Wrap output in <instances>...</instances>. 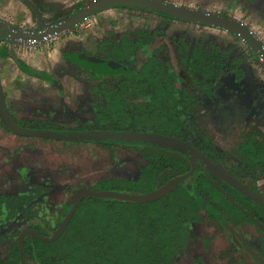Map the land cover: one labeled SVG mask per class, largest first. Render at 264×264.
<instances>
[{"label": "trees", "instance_id": "1", "mask_svg": "<svg viewBox=\"0 0 264 264\" xmlns=\"http://www.w3.org/2000/svg\"><path fill=\"white\" fill-rule=\"evenodd\" d=\"M154 14L161 19L169 18L168 14L160 11ZM205 33L202 31L198 44H191L189 34L175 39L173 55L176 66L159 56L160 48H150L153 33L149 30H138L134 39L122 37L120 41H107L111 46V57L132 70V74L122 75L118 83L128 85L131 90L139 86V96H132L134 98L127 101L117 96L121 90L108 93L109 103L98 105L97 117L87 128L147 130L176 135L185 140L195 133L193 140L189 141L211 160H218V155L213 152L214 143L208 126L202 127L201 132L200 129L191 130L190 123L181 118V100L186 98L195 104L203 95L207 100L213 99L218 88H225L220 78L226 72H233L235 80L242 81L245 75L242 66L248 53L258 60L263 71L264 65L245 44L243 51L236 54L234 47L222 48L224 39L210 41L205 38ZM139 52L144 60L136 66L134 63ZM134 99L138 100L135 102ZM235 107L233 113H229L233 121L230 127L237 129L239 136L224 155L229 156L236 168L233 174L240 183L264 198V184L256 185L258 180H264V133L255 124L247 123L248 110L244 105L236 103ZM209 116L207 114V118ZM125 147L133 149L142 158L137 174L131 178L101 179L92 186L93 189L144 195L186 174L191 167L187 158L173 151L141 145ZM193 172L152 201L87 196L77 206L58 238L47 242L35 236L24 239L25 264H198V258L182 263L181 257L197 239L193 231L201 220L203 209L215 218L222 211L232 215L230 207L234 204L225 198L222 189L232 193L235 200L242 198L244 207L250 203L264 211L230 186H222L225 183L220 181L221 187H217L213 183L216 179L213 174H205L198 166ZM236 210L245 216L238 208ZM235 220L236 223L241 222L238 217ZM0 264H21L17 242L12 243Z\"/></svg>", "mask_w": 264, "mask_h": 264}, {"label": "flooded vegetation", "instance_id": "2", "mask_svg": "<svg viewBox=\"0 0 264 264\" xmlns=\"http://www.w3.org/2000/svg\"><path fill=\"white\" fill-rule=\"evenodd\" d=\"M17 1H18L19 6L21 5L22 8L28 12V14L26 13L28 16L29 15L33 16V19L31 21H25V23H23L22 19L24 18L23 16L25 14H23V15L21 14V17L20 18L18 17L15 20H12V19L7 20V19H4L3 17H0L1 19L8 21L10 24L14 25L15 27H21L22 25H28L30 22L33 23V21L36 24V23L40 22V18L43 21H45V18H47L43 8L40 9L37 5L38 3L36 2L37 3L36 4L34 2V0H17ZM90 1H96V0H90ZM90 1L83 3L82 5L78 6L74 10H72L70 8V6L68 5L66 7V10L61 13L60 18H55V20H53V21L49 20V21H45V22L46 23H52L53 25L61 23L65 20V17L70 12H73V11L76 12L77 9L84 7L85 4L89 3ZM161 1H166V2L171 3V4H175V5H179V6H183V7H188L186 5L177 4V3H174V2L169 1V0H161ZM59 2H60L59 0H50V1H46V3L43 2V4L46 6H51L50 3H52L53 6H51V8L52 9L54 8L53 9L54 12H52V16H56V15H59V14H57V11L55 10V8H58L56 5ZM236 4H239V0H227L225 5H226V7H228L227 10L231 9L232 11H234L235 8L237 7ZM244 4H245L246 9L248 11L253 12V13L258 12L263 16V19H264V0H244ZM117 7L118 8H124V9H138L141 11L152 13L153 15H155L154 12H157V11H151V10H148V9L142 8V7H135V6H128L127 5V6H114V7H110L107 9H101V10L96 11L95 13L91 14L89 17H92L93 15L98 14L102 11L109 10L112 8H117ZM188 8H194V7H188ZM194 9L202 10V11H208V10H203V9L196 8V7ZM21 10H20V13L23 12ZM212 12H215V11H212ZM217 13H219L221 16L235 17V15H233L229 12H226V13L217 12ZM38 15H40V18ZM168 16L173 21H179V22H183V23L197 25L199 28L200 27L204 28V29L205 28H213L210 26H206L204 24H203L204 27H202L199 23L187 21L184 19L174 18L170 15H168ZM89 17H87V18H89ZM239 20L242 21L247 27H249L252 30V28L250 27L251 25H249L248 22H245L242 19H239ZM77 26H78V24L73 29L68 30V31H70V32L74 31ZM141 29L142 30H149V29H143V28L134 29L133 26H129V27H126L122 32L116 31L117 32L116 34H114L115 32H112V35H108V36H107V34L106 35H100V36H92L90 33L89 36L87 35V37L82 38L81 48H79V49L73 48L72 51L66 52V55H63V59H62L63 66H61V60H60V62L56 63L53 68L52 67L48 68L47 66H50V63H48L49 62V60H48L47 65L44 62L45 63L44 68H41V69L39 68L38 70L36 68H31L34 57L39 58L41 61V58L44 60L46 58V55L48 56V53L51 52V50H45L44 46H42L43 49H42V51H40V54H45V53L46 54L42 57H41V55L36 56V55H31V54L27 55L26 57L23 56V57H25V59L27 61L26 63L24 62L25 64L20 63L19 61H21V60H20V58H18L19 60H17V62H18V69H19L20 74L17 77H15L13 81H10L8 83V85L6 86V90H8V88L10 87L8 92L4 91V88L0 82V86L2 88V92H3V96H4V107L7 111V113H9L11 115L13 120L19 126H21L23 128L31 129V130H40L41 129V130L73 131V132H81V131H139V132H150V133H157V134H164V135L173 136V137L178 138L184 142H187L191 146L198 149L200 152H202L204 154V156L212 164H214L216 167L221 168V170L224 174H226L230 178L234 179L236 182L240 183V181L233 174V172H235L236 168L233 167V163L230 161L229 156L224 155V154H225L226 150H228L231 146H234V140H235V139H230V137L228 136V133L226 132V131H230V129L232 130L230 125L232 124L233 121H232V117L231 118L229 117V113H231V112L233 113V109L236 106V103H238L239 105H244L245 108L247 105L246 103L242 102L243 97H241V99H238L237 101H234V100L231 101V100H229V96L231 93L234 92V93H238V96L240 97L241 93L245 92L243 89L240 91L232 90L229 86L224 84L225 88H223V87L218 88L216 90L217 94H215V97L213 99L207 100L206 96L203 95L202 96L203 98L201 99V101H199L195 104H191L190 101L186 98H182V100H181V103H182L181 104L182 105V107H181V118L186 119L187 123L188 122L190 123L191 130L193 128L196 131H198V129H200L199 132H201L202 127L206 128L208 126L209 132L211 134L210 137H212L213 143H214L213 145H214L215 151H213V152L216 155H218V157H219V159L216 161L211 160V158H209V156L206 153H204L199 147H197L196 145H194L193 143H191L189 141V140H193L195 133L191 135L190 139L185 140V139H183L179 136H176V135L162 133V132H152V131H147V130L143 131V130H138V129L128 130V129H120V128L119 129H103V128H101V129H89V128H87V126L90 124V122H94L95 118L97 117L96 116V108L98 107V105H100V104L105 105V104L109 103L107 101V94L108 93L113 92V91H117V90H121V94H118L117 96H119V97L122 96L127 101L134 98L132 96H137V97L139 96L138 95V91L140 89L139 86L135 87L133 90H131L128 85L125 86L123 84L118 83L121 80L122 75L123 76L127 75V74L130 75V74H132V70L128 66H126L125 64H123L119 61H116L115 58L111 57V54H110V52H111L110 47L111 46H110V43H107V41L108 42L111 40L120 41L122 39V37H124L128 40L134 39L136 37V32L138 30H141ZM213 29H215V28H213ZM218 30H220V29H218ZM68 31H66V33H64V36L69 35L67 33ZM202 31L203 30H201V32L198 34L199 36L196 40H194L192 35L189 34L191 36V40H190L191 44H198L200 42L201 36H202ZM150 32L153 33V39L150 43V48L151 49L160 48L159 52H158L159 56H161L164 60L169 59L170 62L173 63L174 66H176L175 57L173 55L174 54L173 53V45L175 43L176 38H178L179 36H182V35H186V33L175 32L172 34L168 43H160V42L157 43V40H158L157 35L160 33V31L152 30ZM225 32H227V31H225ZM228 33H230V32H228ZM255 35H257V34L255 33ZM235 36H237V35H235ZM257 37L260 39V41L262 42V44L264 46V41L262 40V38H260L258 35H257ZM218 38L222 39L221 37H218ZM3 42H5V41H3ZM9 43L16 44L14 42H9ZM236 54H238V53H236ZM32 56H34V57H32ZM142 60H144L143 55L140 54V52H139L134 65L139 66V63ZM67 63L70 64L69 67L66 66ZM65 66L67 69L66 72L72 73L73 74V75L71 74L72 78L77 81L76 83L81 84L80 86H84L85 90L83 91L82 94H80V93H78L79 91L76 90V88L73 89L72 92L74 94H72V98L74 100L71 102L72 103L71 107L66 106V107L62 108L63 109V115L65 114L64 118L62 119L63 121L58 120L57 122H51V118H53L54 116L60 115L59 111L56 112L53 110V111H51L53 117L51 115H45L47 117L46 121L51 122V124H54L53 126H47L44 124V127H36V126H29L27 123H24L25 121L20 122L21 120L19 121V119H22V121H23L26 119H32V118L36 117V115L38 114L39 111H38V107L36 106V102H34L35 96L37 94L41 95L40 91L43 90L47 86V84L58 85V87L60 88V90H59L60 96L62 93H68L67 92L68 89L67 90L64 89L62 87V85L60 84V82H59L60 80L58 79V77L55 76V73L57 72L58 68H61L60 71H63V68H65ZM70 69H73L74 72H71ZM227 73H230V72H226L224 74H227ZM37 77L41 78V80H42V84L40 87L35 86V84H34L33 78L36 79ZM92 81H94V82L92 84H89ZM128 88L130 90L129 92H128ZM53 91L57 92L58 90H56V87H55V88H53ZM9 92H11V93L16 92L17 93V95L11 100V104H9V102L7 101V95L9 94ZM228 94H229V96H228ZM63 100H65V99H63ZM134 100L136 102L138 99H134ZM76 102H79V103L77 104ZM29 103H33L32 106L36 107V109L32 108V110H31L29 105H27ZM64 104H65V101L63 103V106H64ZM254 105L255 104L252 102V106H254ZM257 106H256V108L259 109V107H257ZM52 107H54V106H52ZM68 107L75 108L74 110H77L76 114H75V112H73L72 114H75V115H69L67 113L68 111H66V109ZM153 108H155V107H153ZM157 108H158V106H157ZM253 108H255V107H253ZM21 109H22V112L24 109H26L27 112L26 113L24 112V114L21 115ZM253 112L256 113L257 111L254 110ZM161 114H163V112ZM207 114L212 115L213 119H215V118L216 119L211 121L210 116L207 118ZM246 117L248 119V120L246 119L247 123L255 124L264 133V129L259 124L260 122H259L258 118L255 120L251 117L248 118L249 117L248 115H246ZM263 118H264V116H263ZM8 133L11 135L17 136V137L19 135H22V134L13 133L9 129H7L5 127V125L3 124V122L1 121V118H0V135H6ZM24 136H31V135H24ZM34 136L38 137V138H42V139H47V140L52 139L55 141L69 143L68 145L71 144L70 147L74 146V145H72V143L79 144L81 146H75V147H78L75 151L79 152V154H81V152H82L87 156H91L90 159L93 161H94V159H93V152H94L93 148L94 147L96 149H98V148L102 149V152H104V156H103L104 158L108 157V155H106V154H109V155L113 156V161H117V162L121 161L120 156L122 155V152L124 150L134 151L133 149H128V147H125L126 145L150 146V147H156V148H161V149H166L169 151L176 152V151L171 150V149L162 148L159 146L144 145V144L69 141V140L49 138V137L40 136V135H34ZM6 138H8V137H6ZM219 140L221 141V143H219ZM84 145H86V146H84ZM1 148L7 152V154H8L7 157L9 159H12L14 161L16 159H18V158H16V155H15V157H13L12 154H10V152H9L10 146H3ZM82 150H85V152ZM95 152H94V154H95ZM134 152L137 153L136 151H134ZM176 153L179 154L178 152H176ZM81 155L83 156V154H81ZM185 158H187V157H185ZM223 159H225V160L223 161ZM18 161H20V160H17L15 162L10 161L7 164V159H4V160H2V163L0 164V171L1 172H3L5 166L8 167L10 165L9 168L11 169V173L1 174V176H0L1 180H10V176L15 175V176H17L16 177L17 183H16V185H13V187H12L13 189L18 188V186H21V184L26 185V186L22 187V188H24L23 190H21V191L16 190V192L14 194H11V196H9L8 199L6 197L8 195L0 190V197H3V195H5V197H6V200L3 198L0 199V212H1V217H2L0 219V236L5 237L3 239V241H4L5 248H7V251H6L7 253L9 252V249L11 248L12 243L17 242L18 251H19V255H20V248H19L18 239H19V236L23 232L36 231L39 235H41L43 237H51L55 233V231L58 229L61 222L70 214V212L72 211V208L74 207L70 217L68 218V221L71 219V217H72L74 211L76 210L77 206L85 198H87V196H83L79 200L78 199L76 200L74 198V201H75L74 202L72 199L73 194L80 189L81 190L87 189V190H93V191H103V190H95L92 188V186H94V184L97 181L104 179V178H107V177H100V178L97 177L95 180L90 182L88 180L89 177L83 176V174H81V176H82L81 180H79V181L73 180L74 182H72L71 184H68V183L64 184L63 189L65 188L67 190V198H66V200H64V202H62V204L60 206H56V207L54 206V208H50L49 204H46V203L44 205L39 204V206L38 205L35 206L36 198H38L40 195H42V193H45L48 189H47V187L46 188L45 187H39V188L33 189L34 186L31 187V184L37 183V180L32 179L26 173L23 177L21 175H19L18 171H19V167H20L19 165H21V162H19V164H18L17 163ZM188 161H189L191 167H190L189 172L184 174V175H186L184 179L189 177L192 174V172L196 170V166H198L199 168L204 170L205 174L211 173L215 176L216 179L213 180V183L217 187H219V186L221 187V184H222L221 182H223L226 185L222 184V186L224 185L225 187H227V185H228L231 188L235 189L233 186L228 184L226 181H224L220 177L216 176L214 173L205 169L203 166H201L197 163L192 164L189 159H188ZM134 162L136 163V165L138 167L139 163L135 158H134ZM216 163H219V164H216ZM16 165H18L17 168H16ZM128 171L129 172H127L126 176H120V177L117 176V177L118 178H131L132 170H128ZM14 173H16V174H14ZM3 176L6 178H3ZM19 180L21 182H19ZM86 180H88L87 184L84 183V181L86 182ZM4 183L6 186H8V184H6V181H4L3 184ZM262 184H264V180H258L256 182L257 186L262 185ZM244 187H246V186H244ZM246 188H248V187H246ZM248 189H251V188H248ZM235 190L238 193L242 194L237 189H235ZM251 190H253V189H251ZM106 191H109V190H106ZM253 191H255V190H253ZM118 193H120V192H118ZM222 193L224 194L225 198L230 201L231 204H234V207H230L232 215L227 214L224 211H222V214L221 215L219 214V216H217V218H215L212 215V213L207 211L206 209L202 210L204 212V214H200L201 220L202 219L206 220V224L204 226L205 229H203V232L208 234V235H206L205 237L210 238L209 240H211V241L213 239L220 241L219 245L217 247L220 250L219 254H220L221 259H219V260H222V263L219 260H218V262L220 264H238L236 262L240 261L243 263V261L245 260L244 258H246L247 263H245V264H264V235L261 237L259 232L254 229V226H256L261 231H264V213L261 212V210L258 209L257 207H255L254 205H251L250 203H249V205H247V208L244 207L242 205V203H243L242 198H237L235 200L231 195L232 193L229 194L228 192L224 191L223 189H222ZM233 193H236V192H233ZM138 195H142V194H138ZM235 195H236V197H238L237 194H235ZM243 196H245V195H243ZM245 197H247V196H245ZM247 198H249V197H247ZM249 199L252 200L251 198H249ZM252 201H254V200H252ZM255 203L258 204L257 202H255ZM235 207L238 208L240 211H242L246 216L245 217L242 215V218L238 217L241 220V222H238V223H236V220H235V217H236V215L234 214V211L236 210ZM5 208H7V212H5L6 211ZM260 208L264 211V209L261 206H260ZM68 221H67V223H68ZM67 223L65 225V228L67 226ZM65 228H64V230H65ZM253 229H254V231H253ZM64 230H63V232H64ZM200 232H201V227H199V226H197V228L193 231V233H194V235H196V237L200 236V234H201ZM252 235H253V237H252ZM27 236L37 237L36 235L29 234V233L28 234L26 233L24 235V238H23V254H24V239ZM8 238L10 239L9 241H8ZM38 239H40V238H38ZM40 240H42V239H40ZM42 241H44V240H42ZM7 243H8V245H7ZM199 255L200 254L195 253L190 260H187L185 262H193V261L199 259L198 260L199 262H197V263L203 264L204 262L201 263V256H199ZM20 258H21V256H20ZM24 260H25V254H24ZM246 260H245V262H246ZM181 262L183 263V261H181ZM194 264H196V263H194Z\"/></svg>", "mask_w": 264, "mask_h": 264}, {"label": "rangeland", "instance_id": "3", "mask_svg": "<svg viewBox=\"0 0 264 264\" xmlns=\"http://www.w3.org/2000/svg\"><path fill=\"white\" fill-rule=\"evenodd\" d=\"M4 0H0V5L3 3ZM46 1L50 0H34V2L38 5V7L41 9L43 8L45 14L47 15L48 19L52 16L53 9L51 6H46L43 4V2L46 3ZM60 2L57 3V7L55 10L57 11V14H60L66 10V7L69 5L72 10L77 8L78 6L82 5L85 2H88L90 0H59ZM177 4L186 5L188 7H196L203 10L208 11H215V12H229L233 15H235L236 18L242 19L245 22H248L250 27L252 29L256 28H262L264 30V19L263 16L256 12H250L246 9V6L244 4V0H239V4H236V8L234 11L231 9L227 10L228 7H226L227 0H169ZM66 5V6H65ZM20 10L22 9V6H19ZM18 8V9H19ZM28 14V13H27ZM25 15L22 19L23 23L25 21H31L33 19V16L31 15ZM56 16H53L50 18V20H55ZM32 23V22H30ZM36 26V25H35ZM34 26V27H35ZM133 26L134 29L143 28V29H149L150 31H160V33L157 35L158 40L157 43H168L172 34L175 32L178 33H186L191 34L193 39L196 40L198 38V34L201 32V30H205V38L210 41H215V39H219L218 37H221L224 39L225 43H222V48H226L227 46H231L232 48H235V53H239L240 51H243L245 48L244 43L234 34L225 32L223 30L213 29V28H199L197 25L183 23L179 21H173L170 18L161 19L159 17H156L152 13L141 11L138 9H124V8H112L109 10L102 11L98 14L93 15L92 17H89L78 24L76 29L72 32L68 31V36L63 33L55 34L52 37H48L46 40H43L40 43H44V49L45 50H51V52L48 53V56L46 55V58L43 60L41 58V61L39 58H36L34 56L32 67L36 68L37 70L40 68H44V65L49 60L48 63H50L49 67H54L56 63H59L61 60V66H63V55H66V52L72 51L73 48H81L82 38L89 36L91 33L92 36H100V35H112V32H122L126 27ZM20 28H24L27 30H32L33 27L30 26H21ZM117 31V32H116ZM87 39V38H86ZM34 44V43H32ZM30 45V44H28ZM46 54V53H45ZM45 54L38 53V56L41 55L44 56ZM247 55L251 56L250 53ZM247 56L245 58L244 65L242 66L245 75L244 78H242L243 83V90L245 91L242 95L244 99L242 100L243 103H246V110H248L247 115L248 118H255V120L259 119V124L264 129V71L257 67V65L252 62ZM45 62V63H44ZM252 63V64H251ZM255 64V65H253ZM67 67L70 66V64H66ZM63 68V71H60L61 68H58L57 72L55 73V76L58 77L60 80V84L64 89H68V93H62L61 96L60 88L58 85H52L47 84V86L40 91V94H37L35 96L36 106L38 107V114L36 117L32 119H26L23 120L19 119L20 122L27 123L29 126H36V127H44V124L47 126H53L54 124H51V122H57L63 121L65 114L63 115V109L66 106L72 105V101L74 100L72 98V94H74L72 91L74 88L78 90L80 94L83 93L84 86H80L81 84L76 83L77 81L72 78V73H67V69ZM71 72H74L73 69H70ZM72 74V75H71ZM34 79L35 86L40 87L42 84L41 78L37 77ZM94 81L90 82L89 84H92ZM56 87L57 92L53 91V88ZM9 92L7 95V101L9 104H11L12 98H14L17 93L15 94ZM60 96V97H59ZM229 96V94H228ZM65 97V98H64ZM65 99V100H63ZM238 99H241V96H238V93H231L229 96V100L231 101H237ZM65 101V104L63 106V103ZM29 102V101H28ZM31 102V101H30ZM252 102L255 104L252 106ZM77 104L79 102H76ZM33 103H29L30 109H36V107L32 106ZM258 105V106H257ZM54 106V107H52ZM259 107V109L256 108ZM68 107L66 111L69 115H75L77 110H74L75 108ZM255 107V108H253ZM238 109L237 107H235ZM59 111V116H52L51 111ZM257 111L256 113L253 111ZM26 113L27 110L24 109L22 112L21 109V115ZM75 112V114H72ZM254 116H252L253 114ZM45 115H51L53 118H51V122L46 121ZM262 116V117H261ZM210 119H213V116L210 115ZM228 133V136L230 139H236L238 138V130H230L226 131ZM20 136V137H19ZM14 136L11 134L6 135H0V146H10V154H12L13 157L16 155V159L20 160L17 163L21 162V165H19V175L22 177L25 175V173L31 177L34 180H37V183L31 184V187L34 186L33 189L39 188V187H47V191L45 193H42L38 198H36L35 206L39 204H49L50 208H54V206H60L64 200L67 198V190L64 187L65 183L71 184L72 182L81 180V174L83 176L89 177L88 180L91 182L95 180L97 177H117V176H126L128 170H132L133 176L137 174V165L134 162V158L140 163L142 161V158L140 159L139 154L135 153L134 151L130 150H124L122 152L121 161H113V156L108 155V157L104 158V152H102L101 148L96 149L93 148V160L90 159L91 156H87L84 153L83 156L79 154V152L75 151L78 147L75 146H81L79 144L72 143V147L68 145L69 143H64L60 141L55 140H47L35 137L34 135L31 136H24L19 135ZM8 137V138H6ZM219 143L221 141L219 140ZM88 145V144H87ZM86 146V145H84ZM0 147V164L2 163V160L7 159V164L10 161L15 162L12 159H9L7 157V152L4 151ZM85 152V150H82ZM12 157V158H13ZM10 166V165H9ZM9 166H5L3 172L1 174H8L11 173V169ZM18 165H16L17 168ZM16 174V173H14ZM15 175L10 176V180H1L0 179V190L4 193H6L8 196H11V194H14L16 190H23L25 184H21V186H18V188L13 189V185H16ZM3 178H6L3 176ZM88 180L85 184H87ZM6 181L3 184V182ZM32 181V180H31ZM19 182H21L19 180ZM89 182V183H90ZM19 185V184H18ZM5 195L3 197H0L6 200ZM5 212H7V208H5ZM204 214V213H203ZM234 214L236 217L242 218V214H240L237 210L234 211ZM204 217V216H203ZM1 212H0V219H1ZM206 220L202 219L200 222H198V226L201 227V234L200 236H197V239L193 244L188 246V249L184 250L183 255L181 257L182 261L190 260L195 253L200 254L201 256V263L203 264H220L218 262L220 257V250L218 249L219 242L218 240H209L210 238L205 237L206 233L203 232V229H205ZM253 228V227H252ZM254 229L259 232L261 237L264 235V231H261L259 228L254 226ZM253 229V231H254ZM253 237V235H252ZM255 237V236H254ZM5 237L0 236V261L2 258H5L7 255V248L4 246V239ZM10 239L8 238V241ZM10 244V243H9ZM221 244V243H220ZM8 245V243H7ZM217 247V248H216ZM219 254V255H218ZM246 260V258H244ZM242 262L238 261L236 263L238 264H245L247 263V260ZM222 263V260H219Z\"/></svg>", "mask_w": 264, "mask_h": 264}, {"label": "water", "instance_id": "4", "mask_svg": "<svg viewBox=\"0 0 264 264\" xmlns=\"http://www.w3.org/2000/svg\"><path fill=\"white\" fill-rule=\"evenodd\" d=\"M135 6L146 8L151 11H160L166 13L174 18L184 19L187 21L204 24L213 28L224 30L237 35L243 43L249 47L253 52L256 53L264 65V46L260 39L255 35V33L247 27L242 21L235 17L221 16L217 12L212 11H202L194 8L183 7L175 4L168 3L161 0H96L90 1L85 4L84 7L77 9L76 12L72 14L69 19H65L63 22L58 24L46 23L41 20L40 22L32 28V30H27L20 27H15L8 21L0 18V42H14L16 44H30L33 45L42 42L47 37H51L55 34L63 33L68 30L73 29L77 24L84 21L91 14L99 11L101 9H107L114 6ZM220 80L223 84L229 86L232 90L240 91L243 88L241 83L235 80V74L233 72L224 74ZM0 118L7 129L13 133L22 135H40L54 139L69 140V141H83V142H100V143H135L144 144L151 146H159L162 148H167L178 152L179 154L187 157L191 163H197L203 166L205 169L214 173L216 176L220 177L228 184L233 186L243 195L251 198L257 202L264 209V199L255 191L248 189L236 182L234 179L230 178L224 174L221 168L216 167L212 164L202 152H200L195 147L191 146L187 142H184L173 136L150 133V132H139V131H52V130H31L19 126L7 113L4 107V96L2 88L0 86ZM186 175L178 176L171 180L161 188L144 195H131L126 193H118L114 191H93L87 189H80L73 194L74 198L79 200L83 196H109L123 199H132L136 201H152L160 198L165 193L170 191L175 185L179 184ZM75 202V201H74ZM74 207L72 208L73 211ZM70 214L61 222L58 229L51 237H43L39 235L36 231L23 232L18 239L21 264H25L24 254H23V238L27 233L34 234L38 238L44 241L55 240L64 230L65 225L70 217Z\"/></svg>", "mask_w": 264, "mask_h": 264}, {"label": "crops", "instance_id": "5", "mask_svg": "<svg viewBox=\"0 0 264 264\" xmlns=\"http://www.w3.org/2000/svg\"><path fill=\"white\" fill-rule=\"evenodd\" d=\"M18 8H19V4L17 0H4L3 3L0 5V17H3L4 19L7 20L9 19L15 20L18 17L20 18L21 14L23 15L25 13H28L23 8L21 10L23 12L20 13V8L19 9ZM52 17L53 16H51L50 18ZM50 18L49 19L48 17L45 18V21H49ZM55 18H60V16L56 15ZM37 24L38 23L35 24L33 21V23H29L27 26L34 27ZM23 26L26 27V25ZM252 30L264 41V30H262V28H256V29L254 28ZM41 45H44V43L43 44L40 43L36 45L11 44L9 42L0 43V82L5 92L6 91L8 92L10 89L9 87L8 90H6V86L8 85V83L10 81H13L14 78L20 74L18 69V62H17V60H19L18 58H20L21 60L19 61L20 63L25 64L27 62L25 57L27 55L31 54L37 56L38 53L42 51L43 48ZM249 57H250L249 59L251 60L249 62L254 63L255 61V64L258 67L259 66V64L257 63L258 60L255 59L253 56L252 57L249 56Z\"/></svg>", "mask_w": 264, "mask_h": 264}, {"label": "built area", "instance_id": "6", "mask_svg": "<svg viewBox=\"0 0 264 264\" xmlns=\"http://www.w3.org/2000/svg\"><path fill=\"white\" fill-rule=\"evenodd\" d=\"M51 37H52V36H51ZM47 38H48V37H47ZM47 38H46V39H47ZM46 39H45V40H46ZM37 44H38V43H37ZM31 45H33V44L31 43ZM35 45H36V44H35Z\"/></svg>", "mask_w": 264, "mask_h": 264}]
</instances>
